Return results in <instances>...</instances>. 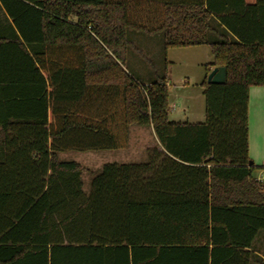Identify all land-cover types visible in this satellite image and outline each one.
Segmentation results:
<instances>
[{
  "label": "trees",
  "instance_id": "trees-1",
  "mask_svg": "<svg viewBox=\"0 0 264 264\" xmlns=\"http://www.w3.org/2000/svg\"><path fill=\"white\" fill-rule=\"evenodd\" d=\"M129 28L209 45L205 120L170 119L168 73L129 71ZM210 66V67H209ZM264 85V0H0V264H264V172L249 88ZM161 145L84 167L59 154Z\"/></svg>",
  "mask_w": 264,
  "mask_h": 264
},
{
  "label": "rangeland",
  "instance_id": "rangeland-1",
  "mask_svg": "<svg viewBox=\"0 0 264 264\" xmlns=\"http://www.w3.org/2000/svg\"><path fill=\"white\" fill-rule=\"evenodd\" d=\"M127 34L132 42L127 67L142 85L168 73L169 100L172 108L170 119L184 121L189 118L192 121H204V88L197 82L201 80L208 70L207 66L213 61L210 46L170 47L166 50L163 35L160 33L148 34L129 28ZM186 76L189 77L190 83L184 86L180 79ZM183 108H189L188 117L184 115ZM132 129L133 134L128 148L98 151L72 150L60 153V159L74 160L84 167L83 180L86 193L91 191L94 172L104 163L140 162L147 159L146 151H143V140L153 145L156 140L150 128L140 130L137 126H133ZM254 175L259 177L262 171L257 169Z\"/></svg>",
  "mask_w": 264,
  "mask_h": 264
},
{
  "label": "crops",
  "instance_id": "crops-1",
  "mask_svg": "<svg viewBox=\"0 0 264 264\" xmlns=\"http://www.w3.org/2000/svg\"><path fill=\"white\" fill-rule=\"evenodd\" d=\"M246 1L249 3L255 2V0H246ZM200 46L202 47L206 45H197L195 47H200ZM190 47H193V46H190ZM213 61H214V56H213ZM214 67L215 66H211L210 71ZM210 71L207 70L204 76L201 78V80H199L200 82L198 81L197 83L202 85L203 82L207 79V76ZM168 79H169V76H168ZM188 79H189L188 76H186L184 79L183 78L180 79L181 84H183L184 86L186 84H189L190 82ZM183 111H184V115L188 117V114L190 113L189 108H183ZM184 121L202 122V121H192L189 118ZM137 127L140 128V130H143V128H150L151 130L150 132L154 140H156L155 141L156 143L154 145L147 143V141L143 140V143H142L143 151H146V154L148 153V150L152 147H158L161 149V145L159 144V141L151 127H145V126H137ZM132 128L133 126L130 128L129 145H130L131 137L133 134ZM249 155L253 163L256 166L264 167V85H252L249 88ZM257 243L259 247L258 250H256L257 254L263 256L264 255V233L260 235V237L257 240Z\"/></svg>",
  "mask_w": 264,
  "mask_h": 264
},
{
  "label": "water",
  "instance_id": "water-1",
  "mask_svg": "<svg viewBox=\"0 0 264 264\" xmlns=\"http://www.w3.org/2000/svg\"><path fill=\"white\" fill-rule=\"evenodd\" d=\"M227 77V69L225 66H215L207 76L210 83H224ZM253 163V161L251 160Z\"/></svg>",
  "mask_w": 264,
  "mask_h": 264
},
{
  "label": "built area",
  "instance_id": "built-area-1",
  "mask_svg": "<svg viewBox=\"0 0 264 264\" xmlns=\"http://www.w3.org/2000/svg\"><path fill=\"white\" fill-rule=\"evenodd\" d=\"M258 179H260V180H262V181L264 180V172H262V175L259 176Z\"/></svg>",
  "mask_w": 264,
  "mask_h": 264
}]
</instances>
